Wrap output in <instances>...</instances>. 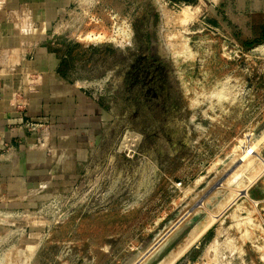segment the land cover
<instances>
[{"label": "rangeland", "instance_id": "obj_1", "mask_svg": "<svg viewBox=\"0 0 264 264\" xmlns=\"http://www.w3.org/2000/svg\"><path fill=\"white\" fill-rule=\"evenodd\" d=\"M46 38L111 119L74 189L0 216V264H264L262 45L173 0H74Z\"/></svg>", "mask_w": 264, "mask_h": 264}, {"label": "crops", "instance_id": "obj_2", "mask_svg": "<svg viewBox=\"0 0 264 264\" xmlns=\"http://www.w3.org/2000/svg\"><path fill=\"white\" fill-rule=\"evenodd\" d=\"M198 2L247 48L264 47V0ZM74 0H0V216L32 211L78 184L109 108L60 69L46 38ZM27 120L44 124L28 132Z\"/></svg>", "mask_w": 264, "mask_h": 264}, {"label": "built area", "instance_id": "obj_3", "mask_svg": "<svg viewBox=\"0 0 264 264\" xmlns=\"http://www.w3.org/2000/svg\"><path fill=\"white\" fill-rule=\"evenodd\" d=\"M24 127L28 132L37 133L43 129L44 124L38 121L27 120L24 123Z\"/></svg>", "mask_w": 264, "mask_h": 264}, {"label": "bare ground", "instance_id": "obj_4", "mask_svg": "<svg viewBox=\"0 0 264 264\" xmlns=\"http://www.w3.org/2000/svg\"><path fill=\"white\" fill-rule=\"evenodd\" d=\"M259 53L264 54V47H259V49H257ZM245 152V151H244ZM247 153V152H246ZM244 153V154H246ZM244 156V155H243Z\"/></svg>", "mask_w": 264, "mask_h": 264}]
</instances>
